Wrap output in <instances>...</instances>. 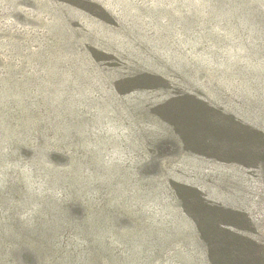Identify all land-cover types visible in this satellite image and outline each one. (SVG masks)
I'll use <instances>...</instances> for the list:
<instances>
[{"label":"rangeland","instance_id":"rangeland-1","mask_svg":"<svg viewBox=\"0 0 264 264\" xmlns=\"http://www.w3.org/2000/svg\"><path fill=\"white\" fill-rule=\"evenodd\" d=\"M0 264H264V0H0Z\"/></svg>","mask_w":264,"mask_h":264}]
</instances>
